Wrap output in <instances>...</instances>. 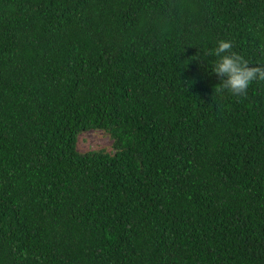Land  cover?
<instances>
[{
    "label": "trees",
    "instance_id": "1",
    "mask_svg": "<svg viewBox=\"0 0 264 264\" xmlns=\"http://www.w3.org/2000/svg\"><path fill=\"white\" fill-rule=\"evenodd\" d=\"M222 38L264 64V0H0V264H264V81L221 86Z\"/></svg>",
    "mask_w": 264,
    "mask_h": 264
},
{
    "label": "clouds",
    "instance_id": "2",
    "mask_svg": "<svg viewBox=\"0 0 264 264\" xmlns=\"http://www.w3.org/2000/svg\"><path fill=\"white\" fill-rule=\"evenodd\" d=\"M232 41L219 39L214 48L218 57L211 65V70L221 77L223 88L234 94H246V90L254 81H264V64H252L240 54L232 50Z\"/></svg>",
    "mask_w": 264,
    "mask_h": 264
},
{
    "label": "rangeland",
    "instance_id": "3",
    "mask_svg": "<svg viewBox=\"0 0 264 264\" xmlns=\"http://www.w3.org/2000/svg\"><path fill=\"white\" fill-rule=\"evenodd\" d=\"M110 139L100 130H89L81 133L77 140V149L87 151L91 149L107 148L110 146Z\"/></svg>",
    "mask_w": 264,
    "mask_h": 264
}]
</instances>
